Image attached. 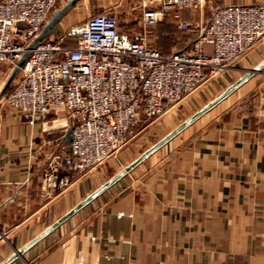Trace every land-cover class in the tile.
<instances>
[{"label":"crops","instance_id":"crops-1","mask_svg":"<svg viewBox=\"0 0 264 264\" xmlns=\"http://www.w3.org/2000/svg\"><path fill=\"white\" fill-rule=\"evenodd\" d=\"M67 1L57 0L47 20ZM149 1L80 0L46 39L60 38L100 12L115 15L120 31L137 35L142 11L156 9ZM91 3L93 13L81 17L83 6ZM259 3L264 0H211L181 11L193 26L188 32L180 31L171 16L150 28L159 42H168H160L159 50L170 56L196 40L212 5ZM125 10L128 16L118 14ZM203 49L212 54L210 46ZM262 64L264 39L231 67L225 86L104 182L85 176L51 199L41 197L42 171L52 155L66 153L63 136L72 120L56 109L29 124L17 111L0 106V231L6 234L0 240V264L244 79L9 264H264V66L255 70ZM13 83L7 94L16 79Z\"/></svg>","mask_w":264,"mask_h":264},{"label":"built area","instance_id":"built-area-1","mask_svg":"<svg viewBox=\"0 0 264 264\" xmlns=\"http://www.w3.org/2000/svg\"><path fill=\"white\" fill-rule=\"evenodd\" d=\"M210 1L151 0L148 5L156 9L142 11L141 33L133 36L119 30L115 15L96 13L60 38L27 50L57 0H0V65L13 68L28 53L2 100L5 107L29 124L62 109L73 123L70 152L52 155L42 171L41 197L68 190L124 147L140 123L168 112L264 39V3H259L212 5L196 40L170 56L147 40L146 30L168 16L188 32L191 23L181 11ZM206 45L211 55L204 52Z\"/></svg>","mask_w":264,"mask_h":264},{"label":"rangeland","instance_id":"rangeland-1","mask_svg":"<svg viewBox=\"0 0 264 264\" xmlns=\"http://www.w3.org/2000/svg\"><path fill=\"white\" fill-rule=\"evenodd\" d=\"M93 8H94L93 3H91V5L86 4L85 6H83L81 17H86L89 14L93 13L92 11ZM209 11L210 10H208V13ZM118 14L122 15V17H126L129 15V11L126 10L119 11ZM192 28L193 26L191 25V30ZM146 32H147L148 41L151 45H154L157 48H159L160 42L168 43L165 42L164 39L163 41L159 42L160 39L157 38V36L154 33H152V28L147 29ZM247 53H249V51ZM247 53H245L244 55H246ZM243 56L236 63H239V61H241ZM11 69L12 67L9 65H0V90L2 89ZM230 69L216 76L213 79L216 80L215 82L211 81L208 82L207 84L200 86L198 89L192 92L181 102L171 107L168 110V112H166L162 116L158 117L157 119H154L153 121H144L140 123V125H138L134 129L129 142L124 147H122L106 162L98 166L96 169L92 170L86 176L89 177L91 175H96L97 176L96 179L98 183H101L102 181L104 182V180H106L113 173H115L125 163L126 160L133 158L134 156L138 155L139 153L147 149L150 145L155 143L159 138H161L164 134H166L172 127H174V125L182 121L184 118L187 117L189 113H191L193 110L198 108L209 96H211V94L215 93L220 87L222 88L223 86H225L227 84V80H229L227 75L228 73H230L229 72ZM17 78H18V74L12 81L7 91L10 90L11 86L14 84L13 82ZM7 91L0 101L1 107H5L4 101L2 100L7 95L8 93ZM72 124H73L72 122L71 124H69V128L72 127Z\"/></svg>","mask_w":264,"mask_h":264},{"label":"water","instance_id":"water-1","mask_svg":"<svg viewBox=\"0 0 264 264\" xmlns=\"http://www.w3.org/2000/svg\"><path fill=\"white\" fill-rule=\"evenodd\" d=\"M80 0H68L63 7L58 9L54 15L47 20L46 24H44L42 31L40 34L28 45L27 50L34 49L39 43L46 40V38L49 36V33L53 26L60 21V19L65 15L67 11H69L77 2ZM28 57V53H25L22 58L16 63V65L12 68L9 77L5 81L2 89L0 90V100L4 96L5 92L11 85L12 81L16 77V75L19 72V69L24 65ZM264 65L257 67L255 70H259ZM245 80V79H244ZM240 81L236 85H233L232 87L228 88L217 100L213 101L211 104L200 110L198 113H196L191 119L186 121L183 125H181L176 131L170 133L168 136H166L164 139L156 143L154 146H152L150 149H148L145 153H143L136 161H134L132 164H130L128 167H126L124 170L120 171L117 175L112 177L109 181H107L105 184H103L99 189H97L94 193H92L89 197H87L82 203H80L78 206H76L74 209L69 211L67 214H65L63 217H61L56 223H54L52 226L47 228L39 237H37L34 241H32L30 244L25 246L23 249L18 251L15 255H13L10 259H8L3 264H9L13 259H15L17 256L22 255L27 248H29L33 243L37 242L41 238H43L45 235L51 233L53 230H55L60 224H62L64 221H66L70 216H72L77 210H79L82 206L90 202L92 199L97 197L99 194H101L103 191H105L107 188H109L114 182H116L118 179L123 177L127 172H129L131 169H133L137 164L142 162L145 158H147L150 154H152L155 150H157L160 146L165 144L169 139H171L174 135H176L179 131L184 129L188 124H190L194 119L201 116L205 112H207L209 109H211L218 101H220L222 98H224L226 95L231 93L241 82ZM63 140L65 142V151L66 153L70 152V141H71V128H69L64 136Z\"/></svg>","mask_w":264,"mask_h":264}]
</instances>
